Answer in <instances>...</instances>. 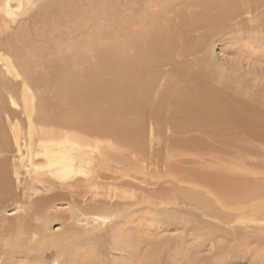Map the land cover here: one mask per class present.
Instances as JSON below:
<instances>
[{
	"label": "bare ground",
	"instance_id": "6f19581e",
	"mask_svg": "<svg viewBox=\"0 0 264 264\" xmlns=\"http://www.w3.org/2000/svg\"><path fill=\"white\" fill-rule=\"evenodd\" d=\"M35 1L40 2L41 0H0V31H3L4 19H7L5 23L19 20L21 15L30 13V8ZM90 1L94 6L97 5L96 0ZM166 1H168V6L179 2L177 0H155L154 7H160L161 11L153 13L157 16L155 20L153 17L151 18L153 21L151 26L152 22L149 20L148 26L150 27L147 28L144 26L145 23L142 24L146 27L142 31L134 28L138 23L133 24L134 30H131V38L130 34L128 35L126 44L129 56L125 54L126 56L121 59H117L113 46L112 49H109L99 41L94 43L92 31L96 30L97 18L93 16L89 17L87 21L72 20L77 10L80 9L82 0H43L44 3L35 8L34 11L37 14L41 13L43 23L48 20L49 15H53L56 11L57 14H61V17L59 15L60 18L54 17L55 26L53 27L60 30L62 24L72 25L70 28L68 27L67 42H74V46L71 48L66 46L69 48L67 51L71 50L70 54L78 52L79 48H82L83 51L85 43L88 48L84 49L86 55L84 56L83 51L81 55L84 56L83 58L75 55L77 60H82L81 63L75 60L76 63L78 62L77 64L72 62L75 63L77 69L73 67L70 69V63L58 66L57 75L44 90L45 94L62 95L63 100L60 97L59 102V105L62 106H65V102L71 104L75 103L74 101L81 102L79 103L81 106L88 108L87 112L94 114L93 122L95 123H88V120L87 123L79 122L75 118L76 121L70 119L64 123L51 120L50 123L43 124L48 127L47 129L36 126V121L33 119L36 112L33 113L34 109L25 104V94L32 91L31 86L39 90L37 84H33L29 78L26 80L23 77L22 69L18 65L19 60L11 59L14 57L13 54V57L10 56V58L0 55V264H29L30 262L37 264H228L230 255L238 253L237 251L242 247L249 248V245L255 242L260 244L259 240L255 238L256 236L264 243V162L257 164V167L262 169L256 176L257 179H251L238 171L241 169L238 165H232L238 170L225 169L217 174H207V171L201 168L203 167L201 163L195 161L192 163L196 165L193 166L195 168H191L194 178H190L188 181L179 178L181 179L180 183L185 182V186L179 185V181L172 183L171 187H175L177 194L174 196L175 203L171 201L172 203H168L169 205L174 206L176 210H180L181 206L196 208L201 215L218 220L216 225L221 226L219 230L226 232L232 238V243H234L232 246L227 248L219 246L214 255L210 259L207 258L208 260L201 259L202 261L196 262L194 258L189 259L191 256L189 253L183 256L181 252L185 247L183 244H178L179 238V240L177 239L178 246L174 244L172 248L168 247V257H162L164 252L161 249V251H156L158 260L150 263L149 259L155 252L145 251L147 241L141 237H132L129 233L125 234L126 232L124 233L123 227L120 225L124 223L125 230L131 231L134 223V218H131L136 210L131 211L130 207L135 208V206L141 205V210H144V205L148 202V196L146 197L149 189L147 188V178L152 175L158 165L148 162L151 159L154 161L153 158L148 160L145 157L143 146L139 143L141 129L135 131L134 128L137 123L122 124L120 121L117 123L111 120L109 114L114 115L118 110H122L126 114L137 115L149 106L154 113V116L151 117L155 118L151 119L156 123L164 122L166 120L165 117H162L164 100L161 99L153 103L150 93L158 83L157 78L160 70L163 71L165 66L171 67V57L174 59L180 49L184 47V43L182 47L181 44L179 45V39L180 41L181 39L185 40L188 36L193 39L194 35L192 34L201 32L202 26L217 27L216 22L224 17L231 20L233 27L237 29H240L238 26L241 27L240 34L250 31L253 35H260L261 38H264V0H224L219 7L221 10L216 11L217 14L216 12L214 14L212 8L208 10L207 0L205 3L199 0L202 2V4L201 2L197 3L198 8L202 7L199 13L193 12L190 15L180 13L176 17H168L167 20L162 18L161 21L160 16L162 17L163 13L167 12L168 7L163 5ZM213 1H211L212 4L209 1V4L214 5L216 0L214 3ZM216 4L218 3L216 2ZM185 6L187 5L183 7L185 8ZM189 6L192 4L189 3ZM203 7L207 8V11H204ZM164 10L166 11L164 12ZM134 21L137 22L135 19ZM82 24L84 28L81 27ZM187 28H190V30L188 29L189 35L186 34ZM82 29L86 30L85 32L90 38L89 42L87 39H81L84 37ZM232 30L235 29L232 28ZM232 33L235 34V32ZM21 39L22 43L24 40ZM15 43L16 41L14 45ZM178 47L180 48L178 49ZM106 50L112 54H104L106 57L103 58L102 54L103 52L107 53ZM89 53L91 57L87 58ZM16 56L18 57V55ZM100 58L105 62L101 63ZM62 62L64 61L62 60ZM180 72L177 73L176 70L170 77L179 75ZM160 78L162 77L160 76ZM34 95L33 97L36 96ZM207 102L209 101L201 102V99L198 100V97L194 96L191 103L173 108L167 119L172 122L179 118L185 121L190 120L189 118L199 121L205 119L204 126L200 127L202 131L198 130V133L203 132L202 136L206 137L203 149L207 147V141L210 140V136H208L210 133L204 130L214 121L213 110L206 109L207 105L204 108L199 107L200 103ZM215 103V100L211 102L214 106ZM54 105L59 106L58 103ZM62 106L61 108H63ZM57 110L60 116L64 112H62L63 109L60 112L59 108ZM81 110L83 109L81 108ZM158 110L162 112L156 113ZM196 110L200 111L202 115L196 113ZM22 112L26 117L24 121L26 127H24L23 121L17 120ZM55 113L56 117L57 112ZM255 117L264 121L263 116ZM260 124L264 125L263 122ZM121 125L123 127L118 131V127ZM185 129L183 135L189 134L190 131H197L195 128ZM116 132L119 134L118 138L112 136ZM109 136L118 140L116 143L120 146L119 148L116 144L97 139ZM177 141L178 143L183 141L187 147L190 146L194 149L202 147L194 146L201 142L198 137H187L183 140L177 139ZM176 163L177 160H174L172 164ZM117 171L120 173L118 175L125 177L121 182L122 187L124 185L129 189L122 194L114 188V185L116 186L114 176ZM159 182L162 185L168 184H163V181L158 180L154 185L158 186ZM162 185L160 186L162 187ZM160 186L158 187L161 188ZM152 194L154 193L152 192ZM152 196L154 199L155 195ZM181 196L184 199L183 202L180 201ZM100 199H104L102 203L99 201ZM155 199L157 198L155 197ZM116 200H122V202L117 203ZM60 202L68 206L64 212L70 213L69 218L68 216L66 218L67 229L61 233L52 234L50 225L57 220V217L64 214ZM9 211L16 212L12 218L6 216ZM195 215L198 216V213ZM207 224L211 226L210 222ZM135 226L133 229L136 228ZM145 228L143 227V231ZM186 229L188 228L186 227ZM185 236L183 235V237ZM183 240L182 243L185 244L186 242ZM114 253L120 255V258H115ZM260 259L262 258L260 257ZM260 262L263 260L255 261L256 264H264V262Z\"/></svg>",
	"mask_w": 264,
	"mask_h": 264
},
{
	"label": "rangeland",
	"instance_id": "374dc122",
	"mask_svg": "<svg viewBox=\"0 0 264 264\" xmlns=\"http://www.w3.org/2000/svg\"><path fill=\"white\" fill-rule=\"evenodd\" d=\"M96 1L97 5L94 6L90 0H82L80 9H76L77 13L74 15V18L72 20L87 21L89 17L91 18L93 16L94 18H97V25L95 26L96 30L92 31V34L94 35L93 38L95 39L94 43L95 41H99L102 45H104L105 48L109 47V49H115L117 59H121L126 55L129 56L126 44L128 43V38H131L132 31L134 30L133 24L138 23L134 28H136V30L138 29V31H142L143 28H148L153 24L151 18L153 17L155 20L157 16L153 13L161 11L159 10L160 7H154L156 5L155 0L153 1V3L152 0ZM177 1L179 2L177 3L175 1L176 3H172L173 5L171 6L167 5L168 1L163 4L168 7L167 9L164 8L168 13L165 12L166 10H164V16L162 14V17L160 16L161 21L162 18H165L164 20H167L168 17L173 18V16L176 17L177 15H180V13H186V15H190L193 14V12L197 14L202 10V7H197V3L201 2L199 0H183L185 4L182 0ZM202 1L203 3L208 1L206 6L208 10L212 8L214 10V14L216 11L219 12L221 10L219 7L224 2V0H216V2L218 3L216 4V2L214 3L215 0ZM209 1L210 3L211 1H213L214 5H211L212 3L209 4ZM41 3H44L43 0H41L40 2H33L30 8V15L27 13L28 17L27 15H21V17H19V20L12 23H5L7 19L3 20V31H0V41H2L0 42V47L2 46L3 49L2 47L0 48V55L8 58H10V56H14L15 58L13 57L11 59L19 60L18 65L20 69H22L21 74L23 75V77L26 80L27 78H29L33 84H37L39 90H37L36 87L34 88V86H31L33 92L29 91L28 94H25V104L29 108L34 109L33 113L36 112L35 115L32 113V117L34 115L33 119L36 121V126L41 129H47L48 127L43 124H48L51 120H57L60 123L67 122L70 119L71 121H76L77 119L79 122L82 121L85 123H87V120L88 123L93 122V119H95L94 114L92 115L91 113L87 112L89 111L86 110L88 108H85V106H81L79 104L81 102L74 101L75 103L72 104L65 102V106H62L59 105L60 97L62 98V95L51 96L45 94L44 90L48 87V84L53 79H55L57 75L58 66H64L70 63V69H77L75 67L76 65H74L76 63L75 60L80 63L82 62V60L79 61L80 59L77 60L78 58L75 57L77 56L83 58L86 55L84 49L87 50L88 48L87 43H85L83 45L84 56H81L83 53L82 48H79L80 52H72V54H70L71 50H67L71 48V46H74V42L68 43L67 40L69 30L68 27L70 28L72 25L62 24L63 28L61 26V31L57 29V27H53L55 26L53 21L54 17H61V14H57L56 11L55 13H53V15H49L50 17H47L48 20H45L43 23V17L41 13L37 14V12L34 11L35 8ZM189 3L192 4V6H189ZM184 5H187L190 8H186L187 6H185L184 8ZM210 5L211 7H209ZM207 8H204V11H207ZM150 15L152 16L150 17ZM29 17L33 19H30ZM134 19L137 20V22L134 21ZM147 19L148 22H146ZM149 20L152 22L150 23V26H148ZM220 20L216 22L218 24L217 27L202 26L201 32H198V34H192L194 35L193 39L190 38V36L186 37L185 40L181 39L180 41L179 39V45L181 44L180 46L182 47V44L184 43L187 47L183 44V46L186 48H181L174 59H172L171 57V67L165 66L166 68H163V71L160 70V73L158 75L159 77L157 78L158 83L155 85L154 90L150 93V99L153 103L158 102V100L161 99L164 100V111H156V113L162 112V117L166 118L164 122L156 123V121L153 120L155 118L151 116H154V113L150 110L149 106L146 107L142 112L140 111L137 115H133L130 113L126 114L122 110H118L115 113L117 116L115 114H109L111 120L117 123H137L134 125V128L135 131L137 129H141L139 143L143 146L145 152L144 155L148 160L150 158L154 159V161L152 159L149 160V163L158 165L157 169L152 172V175L148 176L147 178V188H149V193H146V197L148 196V202L144 205V210H141V205L135 206V208L130 207L131 211L136 210L134 214L136 216L133 215V217L131 218H134V223L132 224L131 231L125 230L126 228H124V223V226L120 224L121 227H123L124 233L126 232L125 234L129 233L132 235V237H141L142 239H145V241H147V244H145V251L155 252L153 253L151 259H149L150 263L156 262L158 260L156 251H161V249L164 252L162 254V257H168V247L170 249L174 244H176L177 246L178 244H183L186 251L184 249L185 252L182 251V255L184 256L189 253L191 255L189 256V259L194 258L196 259V262L198 260L202 261L205 259H210L219 246H224L223 248H227L234 244L232 243L233 241L230 235H227L226 232L219 230L221 226L216 225V222L218 220H215L211 217L207 218L201 215L199 211L196 210V208L194 209L188 208L186 206H181L179 208L180 210H176L174 206L168 204L172 203L171 201L175 203L174 196L177 194L175 191V187H171L172 183L179 181V185L185 186V182L180 183L181 179L188 181L190 180V178H194L193 174L191 173V168H195L193 166L196 165H193V162H200L203 166L201 168L205 169L207 171V174H217L218 172L225 169H237V167H232V165H238L241 168L240 170L237 169L238 171L246 174L247 177L251 179H257L256 176L262 170L257 167V164L260 162H264V125L260 124L261 122L264 123V121H262L260 118H256L255 116L264 117V38H261L260 35L255 36L250 33V31H248V33L246 32V34H240V32L242 31L241 27L238 26V28L240 29L233 27V23L228 18L225 19L223 17V19ZM132 21L133 23H131ZM161 21L159 22L161 23ZM62 22L65 21L62 20ZM142 24L146 27H144ZM81 27L84 28V25L82 24ZM232 28L235 30H232ZM88 29H90V27H88ZM188 29L190 30V28H187V30ZM82 30L84 32V37H82L81 39H87V42H89L90 38L87 35V32H85L86 30ZM189 30L186 32V34L188 35ZM182 32L184 31L182 30ZM232 32H235V34ZM129 34L130 36L128 37ZM21 38H23L24 40L22 41V43ZM15 41L19 46L16 43L14 45ZM185 42L189 43L186 44ZM107 44L108 46H106ZM66 46H69V48H67ZM179 48L180 47H178V49ZM68 52L70 55L68 54ZM106 52L107 53L103 52V58L105 56L104 54H112L107 50ZM15 54L18 55V57L20 56L19 59ZM89 56L91 57V54L88 55L87 58H89ZM62 60L65 63L62 62ZM103 62L105 61L102 60L101 63ZM176 70L177 73H179L180 71L183 72H180L179 75L176 73L177 75H174L171 78V74ZM161 71L164 73L161 74ZM167 71H169L170 73ZM160 76L162 78H160ZM169 82H172L173 84H170ZM19 93L20 91L18 92V94ZM34 93L36 96L34 95ZM33 95L36 97V100ZM194 96H197L198 100L201 99V102L203 100H208L209 102L207 103H200L199 107L204 108V106L207 105L205 108L213 110L214 112L213 124H211L204 130L210 133L208 135L210 136V140H208L207 138V147H205L204 149L203 147L206 137L202 136L203 132L198 133V130H201L200 127H202L201 125H203L205 119L203 121H199L195 118H189L190 120L185 121L184 119L179 118V120H174V122L167 120L169 112L172 111L173 108H179L182 105L191 103ZM58 98L59 100H57ZM44 99H46L48 102ZM94 100L96 102V97ZM214 100L216 102L215 106L211 104V102ZM34 102L37 106L34 105ZM49 102L52 103L50 104ZM57 103L59 105L58 107L57 105H54ZM62 103L63 101L61 102V104ZM38 105L41 108L37 109V107H39ZM61 106L63 108H61ZM58 108L59 112L62 109V112L64 111L61 116L60 113L58 114ZM81 108L83 110H81ZM198 110H200V108H198ZM198 110H196V113H200V115H202V113ZM85 111L88 114L83 113ZM55 112H57L56 117ZM22 115L19 116L17 120L24 122L26 120V117L24 116L23 112ZM24 127H26L25 122ZM121 127H123V125L118 127V131H120ZM185 128H188L189 130L191 128H195L197 129V131H190L189 134L183 135V132L186 131ZM112 136L118 138L119 134L116 132V134L114 133V135ZM187 137H198L201 142L194 146L202 147L194 149L193 147L190 148V146L187 147L186 143L183 141L178 143L177 139L183 140ZM97 139L105 142H111L113 144H116L118 148L120 147L116 143L118 142V140L111 136ZM174 160H177V163L175 165L172 164ZM118 174H120L119 171H117L116 175L114 176V178L116 179L114 183H116L117 187H121H118L117 189V187L114 185V188L118 190L120 194H122V192L125 193L129 191V189H127V187H125L124 185L122 187L121 182L123 178L125 179V177H122V175ZM161 175L165 177H161ZM230 175L233 174L230 173ZM158 180L163 181V184H168L162 185L159 182L158 186L162 185V187L160 186L161 188H159L157 185H154V183H157ZM163 187L165 188L163 189ZM167 188L170 189L168 190ZM152 192L154 194H152ZM152 195H155L158 200L155 199V197L153 199ZM151 198L155 200L154 203ZM102 200L104 199H100L99 201L102 203ZM180 201H184L182 196L180 197ZM116 202L120 203L122 202V200H116ZM65 203H59L63 212L64 210L68 209V206ZM136 208L139 210H137ZM15 213L16 212L9 211L6 213V216L12 218ZM195 213H198V216H196ZM62 215L63 216L57 217V220L52 222V224L50 225V232L52 234L66 231L68 223L66 218L67 216L69 218L70 213L68 214V212L65 211ZM209 222L211 223V226L210 224H207ZM215 225L217 226V228ZM134 226L136 227V230L133 229ZM143 227H146V230L144 229L143 231ZM186 227L188 229H186ZM138 228L140 229L139 231ZM141 229L142 232H140ZM134 231L136 233L138 232L137 235L140 236L138 237ZM183 235L186 236L183 237ZM179 238L180 241L178 243ZM183 238L185 239L183 240ZM255 238L259 240L260 244H257L255 242L249 245V248H246L244 246V248L246 249L242 247L237 251L238 253L235 252L234 254H229L230 257L228 260L230 261H228V264H256L255 261L257 262V260L258 262L261 260H263L264 262V243L259 237L256 236ZM182 240L186 243H182ZM187 244L189 246H186ZM189 248L191 249V251H189ZM251 249L253 252L251 251ZM154 254H156V257L154 256ZM114 257L119 259L120 255L114 253ZM260 257L262 259H260ZM30 263L33 264L34 262Z\"/></svg>",
	"mask_w": 264,
	"mask_h": 264
}]
</instances>
